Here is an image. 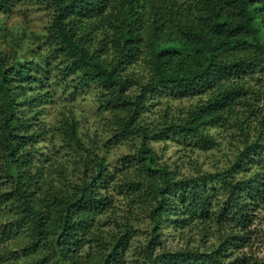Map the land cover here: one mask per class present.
Instances as JSON below:
<instances>
[{"label": "trees", "instance_id": "1", "mask_svg": "<svg viewBox=\"0 0 264 264\" xmlns=\"http://www.w3.org/2000/svg\"><path fill=\"white\" fill-rule=\"evenodd\" d=\"M24 1L0 0V183L11 189L0 190V201L15 203L20 215L1 236L9 234V226L30 224L32 240L23 248L29 264H80L79 250L89 241L97 253L86 256L85 264H123L122 243L135 231L134 203L147 201L142 264H249L247 257L228 259V253L247 246L237 229L246 224L247 211L264 210V108L257 104L262 92L246 87L244 79L257 72L264 76V0H28L50 16L43 34L4 20ZM146 21L153 31L171 26L185 51L169 61L157 56L143 73L132 65L142 51ZM26 49L29 56L23 55ZM61 83L70 84L71 96L81 87L100 89L99 107L112 114L114 138L138 139L133 159H123L132 172L118 178L103 158L92 167L71 113L58 129L68 146L78 147L73 172L82 164L83 170L77 178L61 169L55 183L42 180L43 116ZM162 92L205 98L178 113L164 110L159 119L144 120L146 99ZM226 113L235 115L239 143L224 165L215 170L195 165L192 173L181 174L158 160L154 142L185 138L201 151L219 146L211 128L223 125ZM115 179L127 200L119 215L107 189ZM107 212L114 233L92 237L94 217ZM195 216L216 220L215 242L201 248L188 240L185 247L157 250L163 225L183 227Z\"/></svg>", "mask_w": 264, "mask_h": 264}, {"label": "rangeland", "instance_id": "2", "mask_svg": "<svg viewBox=\"0 0 264 264\" xmlns=\"http://www.w3.org/2000/svg\"><path fill=\"white\" fill-rule=\"evenodd\" d=\"M26 2V3H24ZM22 5L16 7V13L10 17H4L8 26L14 27L22 22L26 26V30L34 33H45V27L49 22L50 16L41 9L32 7L28 0ZM157 31L151 29L150 24L146 21L143 26V47L136 63L132 65L136 71L148 73L153 65L154 59L158 56L163 61L171 60L177 52H184L185 48L179 46V35H177L171 26L162 25ZM13 29V28H12ZM261 40L264 42V30L260 32ZM42 51V50H41ZM31 54L27 49L23 51L24 56ZM231 68V63L226 65ZM246 87L250 86L253 90H260L262 93L257 95V104L259 108H264V76L257 72L245 75ZM55 101L51 104L50 109L46 111L44 118V140L39 142L41 153L44 156V181L56 182L58 180V170H65L66 174H73L75 178L81 174L83 164L78 168V173L73 170L78 167L80 153L77 146H68L62 132L60 124L62 118L71 113L79 122L78 136L81 138L84 146L90 150L91 166L94 167V160L99 158L105 159V164L109 169L116 168L117 177L120 178L128 171V165H124L123 159L129 156L133 159L136 151L138 139L133 137L130 139L114 138L115 127L111 123L112 114L109 110L100 109L98 96L100 89L90 85L81 87L74 96H71L72 87L70 84L67 88H63L62 83L55 88ZM169 94V95H168ZM252 100H256L253 93L246 94ZM205 95H194L190 97L175 98L170 93H160L154 97L146 99V107L142 112V118L146 121H155L159 119L164 110H168L169 114L178 113L180 110L195 105L204 99ZM261 109V110H262ZM223 125L217 128H211L220 143L208 151H201L195 147L192 141L181 138L179 141L168 140L154 142L151 144L153 150L157 154V158L161 163H166L171 169L179 170L181 174L192 173L195 165L204 170H215V168L224 165L227 155H231L234 145L238 144V133L235 127V115L224 114L222 120ZM256 122L253 120L251 129H254ZM255 134V131L251 132ZM84 155H82L83 157ZM89 161V160H88ZM76 162V163H75ZM132 166V165H130ZM0 168L3 166L0 164ZM132 172V169L129 168ZM128 171V172H129ZM108 186L109 194L112 196L113 203L117 208L116 213L124 214L123 205L127 204L126 197L119 193L115 188L114 182ZM10 184V183H8ZM8 184L2 181L0 190L9 192L11 189ZM4 193V192H3ZM7 194V193H6ZM8 196V195H7ZM136 202V200H134ZM134 218L130 217L134 224L135 231L122 245L125 251L123 264H142L144 260V245L148 241L149 231L147 224V211L151 207L150 202L141 201L134 203ZM125 206V205H124ZM18 210L15 203L11 201H0V264H29L28 258L25 256L23 248L32 240L30 224H22L19 227L9 226L6 229L9 234L1 236L3 228L11 225L10 222L18 220ZM248 217L245 225L238 226L243 233V240L247 246L232 247V253H228V259L235 257L249 258V264H260L264 260V210L260 206H253L247 211ZM109 213H104L94 217L93 236L98 235L105 238L110 236L112 225L109 223ZM172 215V220L176 219ZM21 223V222H20ZM115 226V225H114ZM113 226V227H114ZM219 226L216 220L208 218L194 217L192 221L185 222L183 227H177L173 223L165 224L161 227L156 241L157 250L159 247L168 249H177L187 246L189 240L192 246L203 248L215 242L218 235ZM96 236V237H98ZM90 237V236H89ZM91 238V237H90ZM92 240V239H91ZM96 243L89 241L79 250L82 255L80 264H85L86 256H92L97 253ZM33 255H37L34 253ZM54 264V263H49Z\"/></svg>", "mask_w": 264, "mask_h": 264}]
</instances>
